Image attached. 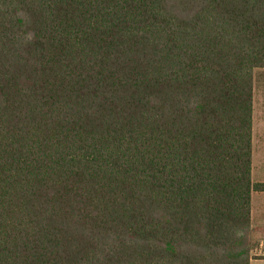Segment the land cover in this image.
<instances>
[{
  "label": "trees",
  "instance_id": "16d2710c",
  "mask_svg": "<svg viewBox=\"0 0 264 264\" xmlns=\"http://www.w3.org/2000/svg\"><path fill=\"white\" fill-rule=\"evenodd\" d=\"M264 0H0V264H250Z\"/></svg>",
  "mask_w": 264,
  "mask_h": 264
},
{
  "label": "crops",
  "instance_id": "0c3cea01",
  "mask_svg": "<svg viewBox=\"0 0 264 264\" xmlns=\"http://www.w3.org/2000/svg\"><path fill=\"white\" fill-rule=\"evenodd\" d=\"M255 93H253L252 181L257 184L264 183V97ZM251 238L256 242V248L251 252L250 264H264V191L252 193Z\"/></svg>",
  "mask_w": 264,
  "mask_h": 264
},
{
  "label": "rangeland",
  "instance_id": "374dc122",
  "mask_svg": "<svg viewBox=\"0 0 264 264\" xmlns=\"http://www.w3.org/2000/svg\"><path fill=\"white\" fill-rule=\"evenodd\" d=\"M254 87H255L254 93L256 91L257 96L264 97V69H257L255 71ZM256 100H257V98L255 99V101ZM256 104H257V101H256ZM255 243L256 242L254 240H252V238L250 236L249 248H250L251 252H253L256 248Z\"/></svg>",
  "mask_w": 264,
  "mask_h": 264
}]
</instances>
